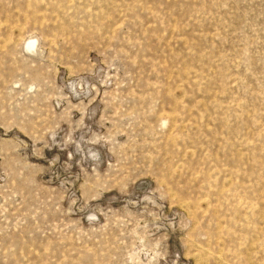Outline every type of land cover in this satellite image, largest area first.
I'll list each match as a JSON object with an SVG mask.
<instances>
[{
  "label": "rangeland",
  "instance_id": "1",
  "mask_svg": "<svg viewBox=\"0 0 264 264\" xmlns=\"http://www.w3.org/2000/svg\"><path fill=\"white\" fill-rule=\"evenodd\" d=\"M0 264H264V0H0Z\"/></svg>",
  "mask_w": 264,
  "mask_h": 264
}]
</instances>
